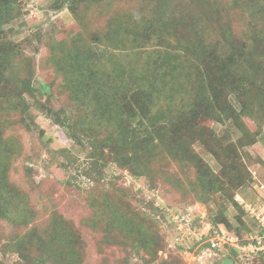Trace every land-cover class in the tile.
Masks as SVG:
<instances>
[{"label":"trees","instance_id":"16d2710c","mask_svg":"<svg viewBox=\"0 0 264 264\" xmlns=\"http://www.w3.org/2000/svg\"><path fill=\"white\" fill-rule=\"evenodd\" d=\"M176 1L155 0L150 16V0H63L80 30L44 43L46 62L63 78L59 89L76 102L71 115L73 109L50 105L52 94L46 102L37 98L35 59L14 42L26 0H0V254L17 256L13 264H83L88 254L82 230L71 219L58 211L44 217L32 202L31 191L45 196L53 186L48 191L44 181L37 186L30 166L22 182L31 191L12 177L22 154L14 135L30 129L34 108L88 151L85 173L94 184L88 190L91 213L81 224L103 255L99 264L113 263L103 242L142 252L147 263L174 264L159 261L167 243L158 222L135 206L121 185L110 180L106 186V176L93 177L110 163L151 180L153 187L161 182L179 190L190 209L217 203L209 219L213 231L229 230L241 239L243 230L251 232L236 195L252 181L245 149L257 143L264 124V0H184L179 16ZM241 5L256 9L252 16L262 21L254 44L244 39L250 28H239ZM104 47L133 51L139 62L127 69L114 51L106 56ZM198 147L214 158L217 170ZM224 201L238 211L236 228ZM257 256L264 263V253Z\"/></svg>","mask_w":264,"mask_h":264},{"label":"rangeland","instance_id":"374dc122","mask_svg":"<svg viewBox=\"0 0 264 264\" xmlns=\"http://www.w3.org/2000/svg\"><path fill=\"white\" fill-rule=\"evenodd\" d=\"M150 1L152 5L150 4L149 15L151 16L155 0ZM182 2L184 0L176 1L177 16L182 14L184 8ZM63 5V0H26L23 24H17V35L13 39L16 44L24 48L25 55L35 59L36 80L34 86L39 90L37 98L46 102L49 94H52L50 105L55 110H63L68 113L73 109L72 115L76 112V102L70 103L67 89H59L58 84L63 78L61 75L58 76L57 71L50 63L46 62L49 50L44 43L51 37L54 39L71 38L80 30L73 16ZM237 10L244 16L243 20L240 19L239 28L247 26L250 28L244 39L251 40L250 43L254 44L252 38L262 34L261 19L253 18L252 12L256 9L249 6L241 5L237 7ZM102 22L103 20L99 22L98 26H102ZM238 32L242 34L243 31L238 29ZM36 46L39 47L38 52L34 50ZM151 47L144 50V57L147 56V52H151ZM102 50L104 51L106 48L104 47ZM113 51V49H108L104 53L109 56ZM113 53L118 56L127 69L139 62L133 51H114ZM27 100L29 104L34 103L30 96H27ZM233 103L239 108L235 98ZM33 115V119H28L30 129L19 128L14 135L21 144L22 154L15 162L12 177L16 182L22 183L26 191H31L29 184L25 181L22 182V178L25 177L24 169L30 166L34 170L31 173L32 180L37 186L41 185L43 181L46 183L43 190L48 191L47 188L53 186V191H48L49 195L45 196L41 191H31L32 202L36 204L37 209L44 217L49 216L53 211H58L65 218L71 219L77 228L82 230L88 243V254L83 264H99L103 255L97 252L95 238L92 239L89 231L85 230L81 224V220L91 213L88 190L94 184V181L89 179L85 173L88 164V160H86L88 151L82 150L79 146L80 141L75 142L73 138H69L65 134V130L58 127L43 111L34 108ZM215 128L219 131L223 130L221 126L215 125ZM238 136L240 135L238 134ZM80 138L87 147L88 142L83 137ZM197 150L214 170L218 169V165L211 155L202 148L198 147ZM245 151L249 157H244V161L250 169L252 181L237 192L236 200L245 210L243 219L251 232L245 234L243 230L244 239H241L232 231L222 230L228 232L230 237H236V240L239 238L235 244L241 247L246 246L241 243H246L251 236L255 237L261 233L260 222L264 223V124L257 137V143L247 147ZM104 172L94 171L93 177L95 180H99L106 176L102 181L106 186L109 185L110 180L121 185L129 192L132 203L147 217L158 222L159 231L167 243L166 249L159 252V261L167 259L174 264H264L258 262L259 255L257 256V254L259 253H252L247 249L242 251L240 248L229 245L211 249L214 231L209 219L211 210L217 209V203L211 205L196 203L190 209L188 202L183 201L179 190L169 189L161 182L158 183L159 187H153L150 185L151 180L135 178L128 171L118 169L113 163H110ZM41 195L44 196L42 200ZM217 199V201H221L219 197ZM224 204L227 208L226 214L234 224L233 227H238L235 222L238 211L230 203L224 201ZM155 208L158 210L156 211ZM102 245L104 255L110 258L112 264H158V261L147 263L142 252L133 251L129 246L106 242H103ZM16 259L15 255L0 254V260L5 264H13Z\"/></svg>","mask_w":264,"mask_h":264},{"label":"built area","instance_id":"2783aa9c","mask_svg":"<svg viewBox=\"0 0 264 264\" xmlns=\"http://www.w3.org/2000/svg\"><path fill=\"white\" fill-rule=\"evenodd\" d=\"M262 221V220H261ZM261 225V233L256 235L255 237L251 236L249 241L246 243H241V244H246V246L241 247L237 246L235 244V241L237 240L234 237H230L229 233L226 231H214V238L211 239V249H216L220 246L224 245H229L231 247H236L240 248L242 251H246L247 249L249 252L252 253H264V223L263 221L260 222Z\"/></svg>","mask_w":264,"mask_h":264}]
</instances>
